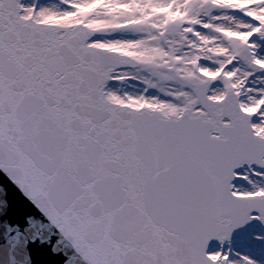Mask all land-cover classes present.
<instances>
[{"label": "snow or ice", "instance_id": "6c2138e0", "mask_svg": "<svg viewBox=\"0 0 264 264\" xmlns=\"http://www.w3.org/2000/svg\"><path fill=\"white\" fill-rule=\"evenodd\" d=\"M0 264H264V0H0Z\"/></svg>", "mask_w": 264, "mask_h": 264}]
</instances>
